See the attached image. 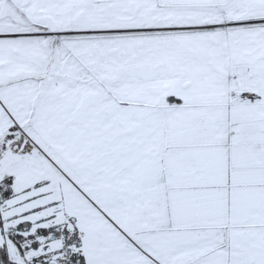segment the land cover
<instances>
[{"label":"snow or ice","instance_id":"obj_1","mask_svg":"<svg viewBox=\"0 0 264 264\" xmlns=\"http://www.w3.org/2000/svg\"><path fill=\"white\" fill-rule=\"evenodd\" d=\"M0 264H264V0H0Z\"/></svg>","mask_w":264,"mask_h":264}]
</instances>
